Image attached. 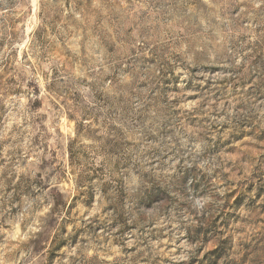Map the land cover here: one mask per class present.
<instances>
[{"label":"rangeland","instance_id":"obj_1","mask_svg":"<svg viewBox=\"0 0 264 264\" xmlns=\"http://www.w3.org/2000/svg\"><path fill=\"white\" fill-rule=\"evenodd\" d=\"M0 264H264V0H0Z\"/></svg>","mask_w":264,"mask_h":264}]
</instances>
